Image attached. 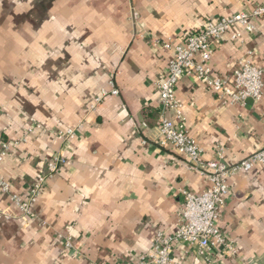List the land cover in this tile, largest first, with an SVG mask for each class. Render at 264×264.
<instances>
[{"label": "crops", "instance_id": "obj_1", "mask_svg": "<svg viewBox=\"0 0 264 264\" xmlns=\"http://www.w3.org/2000/svg\"><path fill=\"white\" fill-rule=\"evenodd\" d=\"M264 0H0V150L10 148L0 175V264H138L158 232L172 235L182 194H201L206 176L173 148L159 144L163 80L173 52L154 40H175L209 19L251 12ZM133 10L139 13L136 26ZM231 32L213 43L215 75L233 82L251 52L264 81V17L254 32ZM108 94L93 110L95 99ZM187 130L204 159L225 150L236 165L264 147V97L225 105L194 77L181 80ZM170 116V115H169ZM74 129L73 139L61 131ZM31 130V131H30ZM66 164L47 181L23 216L12 194L26 198L52 158ZM220 229L238 256L216 264H264V165L230 179ZM71 239L72 248L66 242ZM180 264H207L176 246Z\"/></svg>", "mask_w": 264, "mask_h": 264}, {"label": "built area", "instance_id": "obj_2", "mask_svg": "<svg viewBox=\"0 0 264 264\" xmlns=\"http://www.w3.org/2000/svg\"><path fill=\"white\" fill-rule=\"evenodd\" d=\"M263 17L264 5L251 12L209 19L203 28L189 34L183 43H177L171 38L154 40V45L161 44L163 48L173 52L166 78L154 82L162 106L159 144L163 148H173L180 155L187 157L191 165L208 178L210 185L198 195L187 190L182 191L185 204L174 234L165 235L158 232L151 248L138 264H180L173 257L174 248L180 245L192 249L207 264H216L223 258L232 259L238 256L234 241L219 227L221 210L224 209L226 198L230 194V179L240 173L252 171L256 166L264 165V147L236 165H228L225 162L223 147L218 148L214 159L205 160L203 149L187 130L184 105L176 96V87L184 78L194 77L213 90L225 105L245 104L248 100L261 101L264 97L263 71L255 65L251 52L239 61L232 83L215 75L210 63L214 57L215 41L235 27L241 31L235 32L232 39L241 41L242 32H254L256 20ZM131 18L136 26H144L139 22L140 16L136 10H133ZM108 94L118 95L119 90L113 85L110 93L103 91L91 108L94 110ZM75 134L74 129H68L61 131L59 136L62 139H73ZM10 145L2 144L0 169ZM66 162L65 154L61 151L48 163V173L38 178L26 198L12 194V201L23 216L32 220L37 218L33 207L44 193L49 178ZM0 191L11 193L10 184L1 175ZM0 218L10 220L13 216L0 211ZM66 246L72 248L71 239L67 240Z\"/></svg>", "mask_w": 264, "mask_h": 264}]
</instances>
